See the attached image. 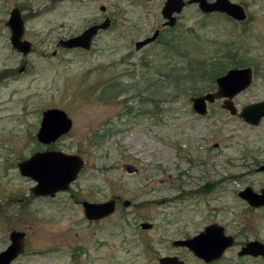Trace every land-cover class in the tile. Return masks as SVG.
I'll use <instances>...</instances> for the list:
<instances>
[{"label":"rangeland","instance_id":"rangeland-1","mask_svg":"<svg viewBox=\"0 0 264 264\" xmlns=\"http://www.w3.org/2000/svg\"><path fill=\"white\" fill-rule=\"evenodd\" d=\"M164 1L0 0V251L12 230L26 233L24 252L10 264H159L163 256L184 264H264V257L237 255L249 240L264 244V206L238 196L247 186L264 188V118L252 125L237 114L264 100V0H230L243 7V21L186 4L172 27L162 24ZM13 7L31 43L25 56L9 40ZM105 17L111 24L89 49L57 46ZM155 29L158 39L136 50L135 41ZM217 61L225 71L249 66L251 83L232 98L235 114L217 99L199 115L190 98L216 90L215 78L225 73L212 77ZM189 63L205 67L201 77H187L194 83L167 78L173 68L188 73ZM51 108L72 124L42 144L36 133ZM45 149L78 155L83 166L68 190L40 197L17 164ZM115 196L129 205L106 218L97 235L105 244L97 247L77 200ZM211 223L235 239L220 259L205 263L172 245ZM81 247L88 254L73 261L72 250Z\"/></svg>","mask_w":264,"mask_h":264},{"label":"water","instance_id":"water-1","mask_svg":"<svg viewBox=\"0 0 264 264\" xmlns=\"http://www.w3.org/2000/svg\"><path fill=\"white\" fill-rule=\"evenodd\" d=\"M190 3H195L203 13L220 12L237 21L246 19L243 7L230 0H165L161 8V15L165 20L163 25H174L176 15L182 11L186 4ZM101 9L103 10L104 7L101 6ZM6 24L10 29L9 40L12 47L25 56L31 50V43L23 38V18L18 7L11 9ZM110 24V19L105 17L100 23L89 25L77 35L60 39L57 46L66 49L87 50L97 32L107 29ZM158 35L159 29H156L151 35L135 41V49L138 50L155 41ZM24 65L25 62L18 69L19 72L24 69ZM251 79L252 69L249 66L229 68L225 73L215 78V91L190 98L192 109L197 114L204 115L207 113V103L222 99L221 107L231 114H235L237 108L234 106L232 98L246 89L250 85ZM237 114L249 124H258L264 118V100L244 105ZM71 124V119L63 110L47 109L42 113L36 138L42 144H49L66 134L70 130ZM82 166L83 161L78 155L67 154L55 149L34 152L18 163L20 174L28 176L36 182L31 188L32 194L36 196L53 195L55 192L67 190L70 183L76 179ZM258 169L264 170V163ZM238 196L251 207L264 206V188L256 192L247 186L238 192ZM83 206L85 214L90 218L108 215L113 211L112 200L99 204L84 201ZM143 226L150 227L147 223H144ZM9 240L5 249L0 251V264H10L24 250V233L22 231L12 230ZM234 242V237L226 234L222 225L211 223L190 238L173 240L172 245L186 247L194 256L205 263H210L220 259L225 250L234 245ZM237 255L264 257V244L259 240H249L240 246ZM159 264L184 263L176 256H163L159 258Z\"/></svg>","mask_w":264,"mask_h":264},{"label":"flooded vegetation","instance_id":"flooded-vegetation-1","mask_svg":"<svg viewBox=\"0 0 264 264\" xmlns=\"http://www.w3.org/2000/svg\"><path fill=\"white\" fill-rule=\"evenodd\" d=\"M178 15V14H177ZM176 15V16H177ZM109 18V17H108ZM110 19V18H109ZM176 20H177V18H176ZM165 21V20H164ZM164 21H163V23L162 24H164ZM110 22H111V19H110ZM100 23V22H99ZM175 23H176V21H175ZM94 24H96V23H94ZM175 25V24H174ZM174 25H172V26H174ZM165 26V25H164ZM172 26H165V27H172ZM156 30V29H155ZM153 33V32H152ZM162 32H161V30L159 29V35L161 34ZM159 35H158V37H159ZM158 37H157V39H158ZM156 39V40H157ZM155 40V41H156ZM154 42V41H153ZM152 43V42H151ZM150 44V43H149ZM45 150H51V149H45ZM53 150V149H52ZM41 151H43V150H41ZM37 152V151H36ZM19 163V162H18ZM17 167H18V164H17ZM19 170V169H18ZM125 170H128V171H135V169L134 168H132V167H130V166H125ZM74 181V180H73ZM35 184H36V182H35ZM71 184V183H70ZM34 186V185H33ZM32 186V187H33ZM31 187V188H32ZM68 189H69V187H68ZM67 189V190H68ZM32 193V192H31ZM54 195V194H53ZM36 196V195H35ZM38 196H40V197H47L48 195H38ZM50 196H52V195H50ZM109 200H112V202H113V211L110 213V214H108V215H103V216H101V217H92V218H90V217H88L86 214H85V211H84V206H83V202L84 201H86V202H89V203H96V204H99V203H104V202H107V201H109ZM107 201H102V202H93V201H90V200H87L86 198H81V199H79V200H77V202H78V204L80 205V209H81V214H82V220H83V222L87 225V228H89V229H91L90 230V232H89V236H90V241H91V237L93 236V239H94V241H95V245L97 246V247H101V245H104L105 244V242L104 241H101V239L97 236L99 233H101V232H103V231H105V228H106V218H108V217H110L113 213H115L116 212V210H118V208H119V206L121 205V204H123L124 206H128L129 205V201H124V202H122V201H120L119 199H118V197L117 196H115V197H111V198H109ZM144 223H146V222H142V223H140V226L142 227V228H146V227H144L143 226V224ZM147 224H149L150 226H151V224L150 223H147ZM208 225V224H207ZM206 226V225H205ZM150 228V227H149ZM23 233H24V245H25V235H26V233L24 232V231H22ZM10 234V233H9ZM89 241V240H88ZM9 242H10V240H9ZM9 244V243H8ZM7 244V245H8ZM87 246H90V243L88 242L87 243ZM184 248H186V247H184ZM89 248L88 249H86V247H81V248H78V249H74V250H72V252H71V258H72V260L73 261H75L76 260V258H78L79 257V254L80 255H85L86 253L88 254V252H89ZM80 251L82 252V253H80ZM23 252H24V250H23ZM22 252V253H23Z\"/></svg>","mask_w":264,"mask_h":264},{"label":"trees","instance_id":"trees-1","mask_svg":"<svg viewBox=\"0 0 264 264\" xmlns=\"http://www.w3.org/2000/svg\"><path fill=\"white\" fill-rule=\"evenodd\" d=\"M203 63V62H202ZM237 63V62H236ZM232 64L233 66H237L238 64ZM211 69V72H212V77L213 76H217L218 74H221L223 72H226L225 71V66L222 65V63L220 61H217V63H214L212 65L209 66ZM205 67H203V64H201V66H197L195 64H192V63H189V72L188 73H184V71L178 69V68H173L172 69V72L170 71L169 74H167V78L171 77L173 78V81L176 83V85H178L179 82L182 81V78L185 76L186 77V80L185 82L186 83H194V82H188V78L191 76L192 78H198V77H201L205 71V69H203ZM178 69V70H176ZM180 70V71H179ZM203 71V72H202ZM202 72V74H201ZM189 75V76H188ZM188 77V78H187ZM190 77V78H191ZM196 82V81H195Z\"/></svg>","mask_w":264,"mask_h":264}]
</instances>
